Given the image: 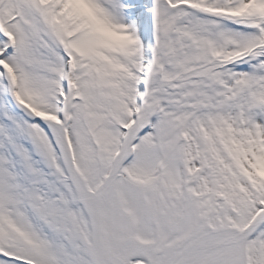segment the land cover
Masks as SVG:
<instances>
[{"label":"snow or ice","instance_id":"1","mask_svg":"<svg viewBox=\"0 0 264 264\" xmlns=\"http://www.w3.org/2000/svg\"><path fill=\"white\" fill-rule=\"evenodd\" d=\"M0 264H264V0H0Z\"/></svg>","mask_w":264,"mask_h":264}]
</instances>
